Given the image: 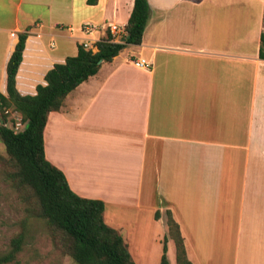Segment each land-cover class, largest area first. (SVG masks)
<instances>
[{"label":"crops","instance_id":"0c3cea01","mask_svg":"<svg viewBox=\"0 0 264 264\" xmlns=\"http://www.w3.org/2000/svg\"><path fill=\"white\" fill-rule=\"evenodd\" d=\"M146 1L140 43L101 61L47 113L44 157L75 194L103 201L134 264H158L163 210L190 264H264V0ZM132 4L0 0V93L17 33L26 31L14 85L32 95L77 44L95 51L106 23L125 26Z\"/></svg>","mask_w":264,"mask_h":264},{"label":"trees","instance_id":"16d2710c","mask_svg":"<svg viewBox=\"0 0 264 264\" xmlns=\"http://www.w3.org/2000/svg\"><path fill=\"white\" fill-rule=\"evenodd\" d=\"M92 5L96 0H85ZM149 15L146 0H133L121 42L110 40L109 34L95 42L96 50L77 44L76 53L54 63L44 74L43 85L35 86L32 95H21L15 89V73L21 60L26 31L17 33V41L5 64V95L0 103L12 106L22 117L24 127L13 131L0 125V142L7 158L0 157L1 172L21 194L32 202L36 215L58 236L59 247L76 264H134L120 234L102 218L103 201L80 197L67 185L63 173L45 159L42 129L47 113L60 108L64 96L80 82L93 75L101 61H109L127 44H139ZM258 57L264 59V35L260 34ZM32 201H30V200ZM167 234L161 239L158 264H169L166 240L174 244L175 264H190L185 256L182 237L170 211H165ZM158 213H155L157 216ZM23 234L10 240L7 251L0 253V264L12 261L19 251Z\"/></svg>","mask_w":264,"mask_h":264},{"label":"rangeland","instance_id":"374dc122","mask_svg":"<svg viewBox=\"0 0 264 264\" xmlns=\"http://www.w3.org/2000/svg\"><path fill=\"white\" fill-rule=\"evenodd\" d=\"M0 157H8L1 142ZM19 232L23 234L20 249L6 264H76L59 247L58 236L36 215L32 202L23 200L19 191L4 179L0 165V253L9 249L11 238Z\"/></svg>","mask_w":264,"mask_h":264},{"label":"built area","instance_id":"2783aa9c","mask_svg":"<svg viewBox=\"0 0 264 264\" xmlns=\"http://www.w3.org/2000/svg\"><path fill=\"white\" fill-rule=\"evenodd\" d=\"M106 29L110 36V40L115 42H121L126 34L125 27L117 23L108 22L103 27ZM96 29V25L85 22L81 25L80 30L88 35ZM81 45L86 49H92L91 42L82 41ZM52 46V43H50ZM136 67H146L147 63L143 59H135L132 61ZM0 125L8 127L13 131H20L24 127V122L21 115L12 106H3L0 103Z\"/></svg>","mask_w":264,"mask_h":264}]
</instances>
